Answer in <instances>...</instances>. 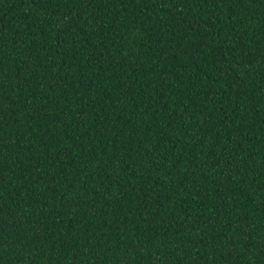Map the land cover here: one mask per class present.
<instances>
[{"label":"trees","instance_id":"1","mask_svg":"<svg viewBox=\"0 0 264 264\" xmlns=\"http://www.w3.org/2000/svg\"><path fill=\"white\" fill-rule=\"evenodd\" d=\"M0 264H264V0H0Z\"/></svg>","mask_w":264,"mask_h":264},{"label":"snow or ice","instance_id":"2","mask_svg":"<svg viewBox=\"0 0 264 264\" xmlns=\"http://www.w3.org/2000/svg\"><path fill=\"white\" fill-rule=\"evenodd\" d=\"M90 2V0H84V3L85 4H87V3H89Z\"/></svg>","mask_w":264,"mask_h":264}]
</instances>
